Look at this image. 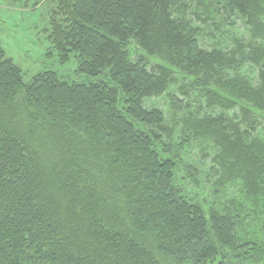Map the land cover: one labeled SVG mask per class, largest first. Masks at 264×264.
<instances>
[{"label":"trees","instance_id":"16d2710c","mask_svg":"<svg viewBox=\"0 0 264 264\" xmlns=\"http://www.w3.org/2000/svg\"><path fill=\"white\" fill-rule=\"evenodd\" d=\"M49 25L89 82L24 83L0 48V264H264V0H59Z\"/></svg>","mask_w":264,"mask_h":264},{"label":"rangeland","instance_id":"374dc122","mask_svg":"<svg viewBox=\"0 0 264 264\" xmlns=\"http://www.w3.org/2000/svg\"><path fill=\"white\" fill-rule=\"evenodd\" d=\"M58 1L0 0V48L20 69L24 83L43 72H53L68 83L89 82L77 73L75 55L71 53L67 61H61L48 39L49 21ZM156 103L165 109V101ZM159 259L161 264H177L171 259Z\"/></svg>","mask_w":264,"mask_h":264}]
</instances>
